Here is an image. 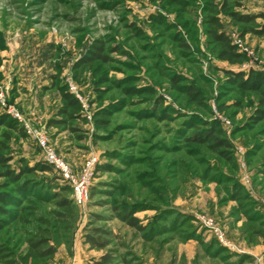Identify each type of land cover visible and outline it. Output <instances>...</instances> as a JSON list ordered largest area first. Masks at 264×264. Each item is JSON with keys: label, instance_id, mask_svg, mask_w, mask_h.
<instances>
[{"label": "rangeland", "instance_id": "obj_1", "mask_svg": "<svg viewBox=\"0 0 264 264\" xmlns=\"http://www.w3.org/2000/svg\"><path fill=\"white\" fill-rule=\"evenodd\" d=\"M189 1L180 7L159 0H0L5 104L47 136L75 178L88 159L98 162L85 205L62 193L70 199L63 210L45 191L9 207L14 215L0 230V264L102 258L105 264H264V256L247 252L264 245L263 123L250 122L255 98L241 95L225 72L264 73V38H240L239 27L220 16L247 54L241 64L219 61L205 44L206 0ZM238 2L239 13H264L262 0ZM93 40L113 50L112 61L75 80L72 65ZM52 76L56 85L71 83L85 105L69 124L74 131L47 126L61 105ZM28 88L39 90L37 104L22 93ZM214 121L231 145L230 160L209 142L185 141ZM7 155L14 168L19 159L43 163L38 147L17 134ZM37 176L51 192L66 185L54 169ZM122 214L144 230L129 226ZM92 229L106 246L87 242ZM38 239H47L51 257L36 254L31 243Z\"/></svg>", "mask_w": 264, "mask_h": 264}, {"label": "trees", "instance_id": "obj_2", "mask_svg": "<svg viewBox=\"0 0 264 264\" xmlns=\"http://www.w3.org/2000/svg\"><path fill=\"white\" fill-rule=\"evenodd\" d=\"M156 1V0H152ZM168 5H177L185 7L190 4L189 0H159ZM264 1V0H262ZM240 7L238 0H206L205 5L202 6L204 17L202 19L203 34L205 36V44L209 49L210 54L217 60L225 62L228 65H237L246 61V55L238 52L237 47L231 43L230 38L224 31V26L221 22L220 16L229 17L240 29V38L246 35L264 38V13L255 14H242L235 11V8ZM258 20H261L259 22ZM180 46L184 49H189V46L184 41H180ZM112 49L106 47L104 41L93 40L86 52L78 58L72 65L74 71V79L78 80L83 72L87 69L93 68L97 63L109 64L112 61L110 54ZM230 75L229 82L234 84L240 91L241 95L252 94L255 98L256 107L253 114L250 116V122L253 124L263 123L264 134V73L256 70H249L248 72H234L225 71ZM57 76H52V86L55 87L61 105L55 112V119H50L47 122L48 127H64L70 128V122L77 118L80 111V104L78 100L67 91L64 85H56ZM173 82H177L174 79ZM188 94L192 96L195 94V88H187ZM57 118V119H56ZM168 119L169 117H164ZM100 123L104 122L102 119ZM216 121L205 124V127L199 128L191 136L186 137L187 144H203L210 143L211 149L219 153L224 159L230 160L229 150L230 143L222 136V131L218 128ZM0 127L5 129L0 132V178L4 181L0 183V230L7 225L8 221L13 218L14 210L9 207H18L20 201L31 202L30 197L37 196L39 193H49L53 198H56L58 206L63 210H68L70 199L64 197L71 192L68 185L59 187V191L51 192L48 186L46 187L43 182L38 181V173L45 174L51 173L52 167L45 163H34L29 166L24 159L17 161L16 168L10 165L12 160L11 156L7 155L9 144L13 135L17 134L25 138V134L19 127L18 123L12 119L8 114H0ZM64 193V196L61 195ZM66 194V195H65ZM126 221L129 226L144 230L138 223V220L127 214H122L120 217ZM92 234L87 235V242L94 245L106 246V242L100 243L97 238L93 237L94 233L99 232L97 229H92ZM47 239H38L31 243L34 251L38 256L51 257L54 253L51 247H48ZM247 258V257H246ZM105 258L102 262H94L93 264H105ZM4 264H19L17 261L9 260Z\"/></svg>", "mask_w": 264, "mask_h": 264}, {"label": "built area", "instance_id": "obj_3", "mask_svg": "<svg viewBox=\"0 0 264 264\" xmlns=\"http://www.w3.org/2000/svg\"><path fill=\"white\" fill-rule=\"evenodd\" d=\"M229 37V36H228ZM231 43L237 47V51L243 54H247V50L244 49L237 38L229 37ZM68 92H70L79 102L80 108L85 109V105L78 97L76 93V88L69 83L67 85ZM0 107L6 109V114H8L12 119H14L19 127L24 132L26 138H28L32 143L38 147V149L43 153V163L52 167L59 175L62 182L68 185L71 189V197L75 205L83 206L86 204L89 197V188L91 186V180L93 179L94 170L97 165V159L92 157L88 159L83 167V172L80 178H75L69 169V167L59 159L54 151L49 147V141L47 136L42 131H37L28 124L22 116L13 107H7L4 102L2 95L0 94ZM260 262L259 259H256ZM257 264V263H256ZM261 264V263H258Z\"/></svg>", "mask_w": 264, "mask_h": 264}, {"label": "crops", "instance_id": "obj_4", "mask_svg": "<svg viewBox=\"0 0 264 264\" xmlns=\"http://www.w3.org/2000/svg\"><path fill=\"white\" fill-rule=\"evenodd\" d=\"M23 91V92H22ZM21 92L24 94V95H26V93H30V95H29V103H33V104H37V99H38V97H40V95H39V90H36V89H24V90H22ZM20 92V90H18L17 91V93H19ZM248 252V255H250V256H254V259L256 258V257H258L260 254L262 255V256H264V245L263 246H258L257 245V247H252V248H250L249 249V251H247ZM259 254V255H258Z\"/></svg>", "mask_w": 264, "mask_h": 264}]
</instances>
